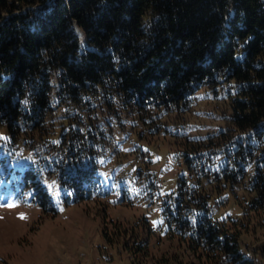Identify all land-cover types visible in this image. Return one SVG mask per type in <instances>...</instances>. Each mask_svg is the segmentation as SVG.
I'll use <instances>...</instances> for the list:
<instances>
[{
  "label": "trees",
  "instance_id": "obj_1",
  "mask_svg": "<svg viewBox=\"0 0 264 264\" xmlns=\"http://www.w3.org/2000/svg\"><path fill=\"white\" fill-rule=\"evenodd\" d=\"M0 126V177L52 211L57 188L107 197L102 167L160 195L147 145L167 137L181 168L162 231L177 248L155 260L146 219L132 264L264 260L242 239L264 229V0H0Z\"/></svg>",
  "mask_w": 264,
  "mask_h": 264
},
{
  "label": "rangeland",
  "instance_id": "obj_2",
  "mask_svg": "<svg viewBox=\"0 0 264 264\" xmlns=\"http://www.w3.org/2000/svg\"><path fill=\"white\" fill-rule=\"evenodd\" d=\"M6 137V128L0 126V138ZM147 146L160 189V195L153 199L140 196L136 186L129 191L133 178L127 176L126 167L100 169L106 183L113 180L111 193L101 199L76 202L70 198L65 203L63 190H52L55 211L45 210L32 187L22 188L14 173L0 177V264H132L135 248L131 231L142 232L134 226L146 219L154 228L155 235L150 238L154 259L173 255L177 242L163 237L162 200L177 188L181 159L167 137H158ZM12 165L22 168L24 163L18 159ZM125 187L129 192L122 198ZM248 230L242 239L251 249L264 243V229L253 230L251 226Z\"/></svg>",
  "mask_w": 264,
  "mask_h": 264
},
{
  "label": "snow or ice",
  "instance_id": "obj_3",
  "mask_svg": "<svg viewBox=\"0 0 264 264\" xmlns=\"http://www.w3.org/2000/svg\"><path fill=\"white\" fill-rule=\"evenodd\" d=\"M9 206H12V205H9ZM23 218V217H22Z\"/></svg>",
  "mask_w": 264,
  "mask_h": 264
}]
</instances>
